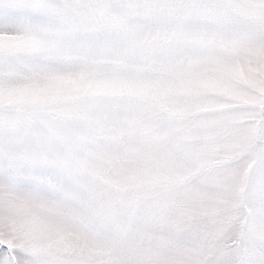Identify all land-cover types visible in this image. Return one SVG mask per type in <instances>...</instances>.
I'll use <instances>...</instances> for the list:
<instances>
[{"label":"snow or ice","instance_id":"1","mask_svg":"<svg viewBox=\"0 0 264 264\" xmlns=\"http://www.w3.org/2000/svg\"><path fill=\"white\" fill-rule=\"evenodd\" d=\"M0 264H264V0H0Z\"/></svg>","mask_w":264,"mask_h":264}]
</instances>
